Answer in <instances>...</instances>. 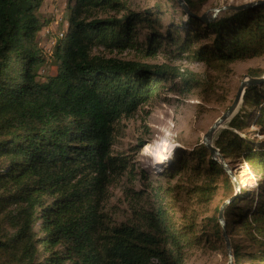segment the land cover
<instances>
[{
	"label": "trees",
	"instance_id": "1",
	"mask_svg": "<svg viewBox=\"0 0 264 264\" xmlns=\"http://www.w3.org/2000/svg\"><path fill=\"white\" fill-rule=\"evenodd\" d=\"M172 2L180 22L161 34L155 29L160 6L132 11L125 0H67V29L48 54L39 40L49 24L40 13L43 0H0V264H184L194 246L219 252L217 264H227L219 209L204 224L177 225L162 203L168 187L147 185L135 194L154 204L135 209L132 219L116 223L104 210L110 187L128 169L126 157L113 153L121 119L167 83L179 80L187 93L199 82L185 70L96 55L95 49L155 56L166 45L216 70L264 56V6L203 22L199 8L207 0H183L191 15ZM50 62L55 73L46 75ZM248 75L260 78L264 69ZM263 88H246L213 137L224 159L242 157L259 184L248 210L239 209L237 198L223 212L232 264H264V139L243 133L245 108L256 107L253 123L264 136ZM185 156L191 171L204 176L186 188L191 199L207 204L220 189L225 199L234 194L203 145ZM180 166L186 167L184 157Z\"/></svg>",
	"mask_w": 264,
	"mask_h": 264
},
{
	"label": "rangeland",
	"instance_id": "2",
	"mask_svg": "<svg viewBox=\"0 0 264 264\" xmlns=\"http://www.w3.org/2000/svg\"><path fill=\"white\" fill-rule=\"evenodd\" d=\"M172 1L125 0V4L132 11L160 6L162 13L158 14L160 18L155 29L165 34L172 21L177 24L181 19V13ZM251 1L255 0H207L199 8V14H209L214 8L241 5ZM66 7L67 0H43L40 13L49 24L41 30L39 40L48 54H51L58 40L56 37L59 30H63V22L56 24L57 19L61 16L66 21L68 19L69 11ZM142 33L144 34V31ZM143 34L137 36L138 39L142 40ZM94 53L146 65L166 64L180 71L190 72L199 82V87L187 93L183 92L179 80L174 84L167 83L155 97L141 105L132 117L121 119L117 126L113 153L126 157L128 169L110 187L109 199L104 205L105 212L116 223L130 220L135 209L147 208L154 204L151 197L145 195L137 198L140 195L135 193H139L147 185L162 186L168 187V193H171L169 196L168 193L163 196V206L172 213L177 225L191 219L198 224H204L226 199L221 189L207 204H200L186 194V188L200 185L204 176L191 171L192 163L186 161L185 154L200 145L203 135L232 103L240 82L248 75V70L264 69V56L236 61L226 69L216 70L203 63L176 56L166 45L155 56H147L143 51L134 49L107 51L102 47L95 49ZM44 70L46 75L55 73L51 62L47 63ZM245 109L247 117L243 133L248 137L263 140L264 136L257 134V127L253 123L258 108ZM183 157L186 163L184 169L180 166V159ZM225 160L234 170L243 191L238 197L237 206L241 210H248L256 198L258 180L242 157L230 155ZM217 183L221 186L219 180ZM1 230L4 228L0 227V234ZM233 240L241 243L244 239L235 236ZM221 260L223 256L219 252L205 246H194L186 250L184 264H217Z\"/></svg>",
	"mask_w": 264,
	"mask_h": 264
},
{
	"label": "water",
	"instance_id": "3",
	"mask_svg": "<svg viewBox=\"0 0 264 264\" xmlns=\"http://www.w3.org/2000/svg\"><path fill=\"white\" fill-rule=\"evenodd\" d=\"M177 5L183 9L187 14L191 15L188 11L185 3L183 0H175ZM256 6H264V0H255L251 2H247L241 5H225L219 8H214L210 10L209 14H204L199 16L198 18L203 22H213L216 21L219 16L227 11H243L247 10ZM264 84V75L260 78L250 77L248 75L244 76V79L240 82L235 97L229 107L223 112V114L218 117L215 122L210 126L207 132L203 135L201 145H203L210 153V157L215 160L226 176L229 178L230 182L234 187V194L226 199L220 206L217 216V222L222 229V237L225 243L226 255H227V264H232L233 262V254H232V247L230 243V239L226 232V223L224 220L223 212L232 202H234L239 196L241 191L240 183L237 179L234 170L230 167L229 163L224 159L218 149L213 146V137L215 133L220 129L223 128L225 123L235 114L239 104L242 102V97L246 88L255 85H262Z\"/></svg>",
	"mask_w": 264,
	"mask_h": 264
},
{
	"label": "built area",
	"instance_id": "4",
	"mask_svg": "<svg viewBox=\"0 0 264 264\" xmlns=\"http://www.w3.org/2000/svg\"><path fill=\"white\" fill-rule=\"evenodd\" d=\"M59 16V15H58ZM60 22H63L61 25L63 26V30H59L60 32L57 34V39L58 38H62L63 37V34H64V32H65V30L67 29V26H68V22L66 21V20H64L63 18H62V16L61 17H59V20L57 19V23L56 24H59ZM46 33H48V31H46ZM53 40V39H52ZM156 264V263H155Z\"/></svg>",
	"mask_w": 264,
	"mask_h": 264
},
{
	"label": "bare ground",
	"instance_id": "5",
	"mask_svg": "<svg viewBox=\"0 0 264 264\" xmlns=\"http://www.w3.org/2000/svg\"><path fill=\"white\" fill-rule=\"evenodd\" d=\"M163 146H164V145H163ZM165 146H166V145H165ZM164 148H165V147H164ZM157 151H158V150H157ZM150 152H151V151H150ZM152 154H153V152H152V153H150V155H152ZM159 154H160V153H159ZM159 154H158V155H159ZM153 156H154V155H153ZM153 158H154V157H153Z\"/></svg>",
	"mask_w": 264,
	"mask_h": 264
}]
</instances>
